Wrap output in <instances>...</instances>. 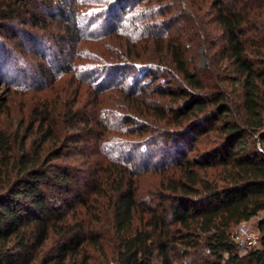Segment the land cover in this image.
<instances>
[{
    "label": "trees",
    "instance_id": "16d2710c",
    "mask_svg": "<svg viewBox=\"0 0 264 264\" xmlns=\"http://www.w3.org/2000/svg\"><path fill=\"white\" fill-rule=\"evenodd\" d=\"M83 1L0 0V34L27 36L47 60L27 84L7 79L10 88L40 92L32 87L39 81L53 94L63 77L79 82L74 91L32 108L30 123L22 120L14 136L0 130V264H96L92 247L102 264H264V218L259 248L241 256L232 238L238 225L264 213V0H211L222 45L203 71L189 58L194 39L187 36L184 3L177 14V0ZM17 22L40 31H25ZM96 26L108 30L97 33ZM114 35L133 43L152 40L157 49L140 53L128 42L121 55L127 62L113 64L108 55L75 63L77 45ZM67 44L74 54L64 62ZM0 64L5 79L6 61ZM164 74L173 79L166 85L159 83ZM81 84L91 99L80 104ZM119 92L126 101L115 118L101 97ZM118 132L143 139L116 142ZM33 136L32 149L27 144ZM159 137L165 144L158 149ZM80 143L88 160L104 159L87 160L86 170L66 164L70 144ZM137 155L146 163H136ZM158 170L163 181L141 199L138 178ZM87 174L92 183L83 186ZM93 195L104 204L88 222L76 207L88 210ZM57 198L61 208L52 204ZM106 207L112 218L102 231L93 223H100Z\"/></svg>",
    "mask_w": 264,
    "mask_h": 264
},
{
    "label": "rangeland",
    "instance_id": "374dc122",
    "mask_svg": "<svg viewBox=\"0 0 264 264\" xmlns=\"http://www.w3.org/2000/svg\"><path fill=\"white\" fill-rule=\"evenodd\" d=\"M83 2L86 3L87 1L84 0ZM173 3L174 4L176 3L178 5L174 8L176 10L173 11V13H177V14H179L180 11L184 10V7L181 5V3H184L187 6L186 14L189 17L188 24L191 27L187 33V36H190L192 39H194L193 41H191L190 43L191 45H188L187 43L190 49L189 58L194 60V66L196 63V67H198L200 70L203 71L205 67H207L208 64L214 59L213 55L218 49V47L222 45V33L220 32L218 26L214 22V18L212 14L213 11L211 10V0H177L176 2H173ZM86 6L88 7V9H92V10H94V8L96 7V6H91L90 8V6L87 4ZM102 7L103 6H100L96 8L95 10H101ZM262 12H264V8ZM87 19L88 18L83 19V21L86 22ZM262 20H263V16L259 18V22L262 23ZM16 26H18L19 28L25 27L23 24H20V22H17ZM58 26L59 25H55L52 29V30L55 29L56 33H60L59 32L60 29L58 28ZM26 30L28 32L40 31L38 28H36L35 25L31 23H29V25L25 27V31ZM107 30L108 29L102 28L100 26L95 27V32L97 33H100L103 31L106 32ZM29 41L30 40L29 38H27V36L26 37L22 36L17 40H13L11 38L9 39L6 33L0 34V48H3V46L6 45L7 49H11L8 55L6 54L7 52H3V50L0 49V62L6 61V67H3V73L6 76L4 77L5 79H2L1 78L2 76L0 75V106L4 107L3 111L2 112L0 111V130L5 131L12 136H14L17 133L22 120H25L26 123H30L32 108L36 107L38 104H40V102L42 103L44 101H52L53 97L58 98L60 96H64L65 95L64 91L66 90L74 91L79 85V82H77V80L71 79L72 78L71 76H66V77H63L62 79L63 80L62 85H56V88H54L56 92L54 91L55 93L53 94H51V88L48 89L49 87H46V86L44 87L43 85H40L39 81L38 83L36 82L34 85H32V87L35 86V87L42 88L40 90V92L42 91L41 93L36 92V91H33V92L32 91H28V92L18 91L17 92L16 90H12L9 86L10 84L9 85L7 84V81H6L7 79L8 80L10 79L9 81L18 80V82L20 83L27 84L31 82L32 78L35 79L33 72L37 70V66L41 64L45 65L44 62L47 61L46 58H44L41 54H38L40 53L38 50L39 48H34V49L31 48ZM22 42H24L25 45L20 46L19 44ZM128 42L129 41L126 40L125 37H119L115 35L109 38L102 39L101 41H97V42L83 41L82 43H80L74 48L76 51L81 53V56L79 57H77V54L75 56L73 49L70 48V44L69 45L67 44L66 48H64V52L61 50L62 51L61 58L63 60L64 58L65 59L70 58V57L72 58V55L74 54L73 59L75 63L91 64V63H95L93 61L94 60L93 58L98 57L99 58L98 60H101L103 59L101 56L109 55V56L114 57L112 60L113 64H116L117 62L123 63V62H127V59L121 57V55L126 53L125 51L128 47L127 45ZM213 43L215 44L214 49L211 48ZM128 44H129V47L132 46L133 50L136 48V51L138 52L140 51V53L148 52V54H151V51L154 48L157 49L156 44L154 45L153 41L148 40V39L144 41H139L137 43L136 42L133 43V41H130ZM56 45H57V42L55 41L53 44V47H56ZM22 46H26V47L21 49ZM117 47L118 48L121 47V49L118 51ZM85 55H89V57L86 58ZM144 58H149V56L147 57L146 55H144ZM1 65L2 64H0V66ZM169 80H173V79L170 76L166 75L164 78H161L159 80V83L165 84L166 81H169ZM81 85L82 87H81V91L79 94L80 104L86 98H88L89 100L91 99L89 96L88 85L86 84H81ZM176 87L177 86L173 85V88H176ZM226 87L228 88V91H229L230 87H228V84H226ZM12 88L14 89L15 87H12ZM46 93H49V95H46ZM123 94H126V93L119 92L118 94H112V95L103 94V96L101 97L105 100L106 102L105 104L111 103L112 105L111 107L113 109V115L114 117L116 116L115 118L121 116L120 113L122 112V110L117 107L120 105L124 106L123 104H125L124 101H126V98L125 99L122 98ZM73 97L75 99V95H73L71 99ZM238 98H239V94L234 96L235 103L240 106L241 100L238 101ZM140 111L141 109L139 110V112ZM118 120L119 119H117V121ZM154 123H155L154 126L160 127V129L171 128L170 126L165 125V123H159V122H154ZM132 126L134 127V124ZM124 128L125 127H123V130ZM118 130L120 131V129ZM113 137L115 141L117 140L116 142H119V141L132 142L135 140L138 141V140L143 139V137H141L140 135H136V134L126 135L120 132L116 133L115 136ZM159 138H161V141L157 144L158 149L161 148L165 144L163 143L164 137H159ZM36 139L37 138L33 136L30 140H28L27 147L33 149L32 146L35 145L33 143L37 141ZM83 147H85L83 143L78 144V146H76L75 144H70L69 150L66 151V153H68V157L65 160L67 162L66 164H70L76 168L86 170L88 166L87 165L84 166L83 164L87 162L88 154L85 155L83 153L85 152V150H83ZM204 147H205V144L201 145L200 149H203ZM89 148L91 150V146ZM76 150L77 152H75ZM140 152L143 153V155L141 156H144V155L147 156L144 150H140L138 153ZM141 156L137 155V160H135L136 163H141V164L146 163V160L144 161L142 159L143 157ZM102 159H104L103 155H100V154L95 155L93 156V158L91 157V159L88 160L89 165L90 163L93 164ZM160 164L161 163H159V157H156L154 159L153 165H155V167H158ZM213 172L214 171H211L210 174H213ZM87 176H85L83 180V186H86V185L88 186L90 185V183H92V178H90L88 174ZM138 179H139L138 182L140 186V193H139L140 198L149 199L151 195L150 192L158 189V186L163 181V176L161 175L160 170H158L156 172L155 171L147 172L141 175ZM99 202L103 203V199L100 198V200H97L95 195L91 196L90 201H89L90 208L86 210L85 208L81 206L76 207V210L78 212L77 216H79L80 218H85L86 221L88 222H90V219H93V218L95 219V215H97L101 211V206H99L100 205ZM52 204L55 205L56 207L61 208L62 199L57 198V200L52 201ZM95 207H98L97 210H95ZM107 207H108V201H107ZM107 207L105 208L104 211L102 210L103 212L101 213L99 217L100 223L99 224L93 223L98 228L100 227L102 231L103 230L107 231L109 229L108 223L110 222L112 218V211L110 210V208H107ZM69 215H71V217H75V215H72V212H70ZM263 218H264V213H261L258 217L252 219L249 222L242 223V224L248 227L250 230L254 231L256 234H258V237H260V231L258 227H259L260 220H262ZM87 224H91V223H87ZM236 229L237 227L234 229V231ZM53 245H54V239H51L47 245L46 250L49 251ZM105 247L108 252L111 251L109 249L108 244H106ZM238 251H239L238 253L241 256H246L248 253V251L247 252L240 251V250ZM89 252L95 258L96 264H102L103 257L101 256V253H99V249H95L94 247H92L90 248Z\"/></svg>",
    "mask_w": 264,
    "mask_h": 264
},
{
    "label": "built area",
    "instance_id": "2783aa9c",
    "mask_svg": "<svg viewBox=\"0 0 264 264\" xmlns=\"http://www.w3.org/2000/svg\"><path fill=\"white\" fill-rule=\"evenodd\" d=\"M232 238L240 251L247 252L252 248L257 249L260 247L258 234L243 224L237 226V229L233 232Z\"/></svg>",
    "mask_w": 264,
    "mask_h": 264
}]
</instances>
